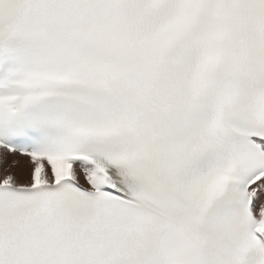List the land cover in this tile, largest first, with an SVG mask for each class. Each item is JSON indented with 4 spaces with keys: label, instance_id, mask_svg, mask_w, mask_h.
I'll list each match as a JSON object with an SVG mask.
<instances>
[{
    "label": "bare ground",
    "instance_id": "obj_1",
    "mask_svg": "<svg viewBox=\"0 0 264 264\" xmlns=\"http://www.w3.org/2000/svg\"><path fill=\"white\" fill-rule=\"evenodd\" d=\"M13 157H6L0 159V181L9 179L15 182V185L23 184L28 185L31 183V170L32 167L28 164V161L23 158H18V162L15 167L10 166V160ZM17 160V158H16ZM49 174L51 175L50 171ZM74 177L82 184L92 186L90 180V171L88 169L76 166L73 170ZM250 194L253 199V206L251 211L255 215L256 219L264 225V181L254 185L251 188ZM262 236L264 237V227L262 229Z\"/></svg>",
    "mask_w": 264,
    "mask_h": 264
}]
</instances>
